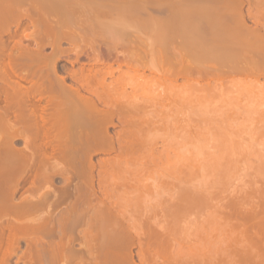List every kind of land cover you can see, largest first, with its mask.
<instances>
[{"label": "bare ground", "instance_id": "1", "mask_svg": "<svg viewBox=\"0 0 264 264\" xmlns=\"http://www.w3.org/2000/svg\"><path fill=\"white\" fill-rule=\"evenodd\" d=\"M263 1L0 0V99L5 96L0 101V264H9L21 239L29 241L31 249L26 250L25 258L34 264H137L133 254L137 244L138 264H202L175 254L166 228L152 224L134 228L118 212L117 204L111 203L114 186L118 188L121 183L108 179L106 167L134 157L139 149L135 144L139 106L123 100L120 91L126 75L122 67L136 70L132 64H138L136 59L141 55L129 49L132 42L124 43L123 34L134 26L135 30L154 29L151 42L154 37L160 50L155 49L158 54L152 52L154 42L149 45L151 52L145 50L164 57L161 69L166 65L170 68L161 71L164 80L172 82L184 76L199 82L202 75H211L219 83L225 75L239 74L243 67L230 65L239 60L247 62L260 55L264 65ZM13 26L45 33V48L55 50V60L45 68V117L43 109L39 112V106L31 103V98L42 92L41 85L24 91L19 82L11 83L18 77L19 65L33 68L38 56L33 52L27 56L26 52L19 54L25 58L18 60L17 54L13 59L4 51L3 35ZM143 53L140 51L149 54ZM72 54L76 56L73 61L69 60ZM82 55L89 61L85 64H90L89 68L82 61L79 70L69 69L67 78L73 84H68L59 74L57 63L66 56L74 67ZM223 66L228 68L226 72ZM120 71L121 75L115 76ZM26 72L36 74L35 67ZM115 121L123 129L109 135L106 126H117ZM18 140L25 143L23 149L14 147ZM43 141L45 154L43 145H37ZM114 151L119 153L116 158L93 162L94 153ZM40 154L44 155L39 159ZM57 175L65 180L61 193L53 188ZM31 176L34 189L44 185L49 192L38 199L26 196L16 203V192ZM74 179L77 182L71 188ZM99 191L104 193L102 198ZM186 198L182 207L189 202ZM60 200L68 202L58 214L54 209ZM45 209H49L46 214ZM77 241L79 249L75 247Z\"/></svg>", "mask_w": 264, "mask_h": 264}, {"label": "rangeland", "instance_id": "2", "mask_svg": "<svg viewBox=\"0 0 264 264\" xmlns=\"http://www.w3.org/2000/svg\"><path fill=\"white\" fill-rule=\"evenodd\" d=\"M22 28L17 30L13 26L12 34L3 35L6 40L4 51L13 59L23 57L19 54L26 52L27 56L32 54L30 52L36 53L37 62L33 64L36 74L34 72L32 78L42 82L45 88V68L55 60V50L49 46L45 48V33L40 35L32 28H24V32ZM136 28L134 26L133 30L130 28L123 34L126 37L124 43L131 41L127 50L139 52L141 56L137 57L141 59H136L138 64H132L137 67L136 70L122 67L126 75L123 77L124 89L121 86L123 90L120 93L123 100L139 106L136 117L140 126H136L135 139L139 149L135 150L138 151L135 156L133 154L134 157L106 167L108 179L121 183L120 187H113L115 198L112 205L117 204L118 212L123 213L134 228H144L149 224L166 228L175 246L174 253L180 254L182 259L202 264H264V65L261 56L257 59L254 55L246 59L247 62L243 59L237 64H230L231 67L239 65L238 69L243 67V71L239 69L241 75L238 71L232 74L234 76L225 75L219 83L211 75L208 78L202 75L203 79L200 78L199 82L184 76L170 82L161 77V71L170 69L168 65L161 69L164 57L160 59L145 50H149L150 43L155 41L153 37L151 42L154 29L150 32ZM155 45L152 52L160 50V45ZM140 51L149 54L142 55ZM15 54L18 56L15 57ZM83 56L79 57L74 67L65 60L66 56L60 59L57 63L59 74L67 78L69 69H80L82 61L89 62ZM70 57L71 61L76 58L73 54ZM86 65L89 68L90 64ZM19 67L21 72L34 68ZM227 70L223 66V71ZM115 74L121 75V71ZM126 82H131V85L127 86ZM67 83L73 84L70 77ZM23 89L25 91L26 88ZM3 97L2 94L1 99ZM1 99L3 102L4 99ZM31 100L37 108L39 106V112L44 111L45 91ZM42 114L45 117V111ZM114 125L106 126L109 135L123 129L117 121ZM38 144L43 145L45 154V141ZM14 147L23 149L25 143L18 140ZM100 152L94 153V163L100 159H114L119 154L118 151L109 154ZM95 175H98V169ZM53 181V188L57 189L54 190L61 193L66 186L65 180L57 175ZM98 181L96 177V188ZM76 182L77 179H74L71 188ZM47 187L43 185L34 189L30 181L22 182L15 194V202H22L26 196L38 199L49 192ZM97 194L100 198L104 196L102 191ZM186 196L189 202H184L182 207ZM59 197L61 199L60 194ZM67 202H54L60 204L55 206L54 211L62 213ZM48 210L45 209V214ZM42 213L44 210L33 217ZM28 242L20 240L19 249L10 257L9 264H34L25 258L26 250L31 249ZM78 242L75 243L77 249L80 247ZM139 250L138 244L135 245L133 254L137 264L140 262Z\"/></svg>", "mask_w": 264, "mask_h": 264}, {"label": "flooded vegetation", "instance_id": "3", "mask_svg": "<svg viewBox=\"0 0 264 264\" xmlns=\"http://www.w3.org/2000/svg\"><path fill=\"white\" fill-rule=\"evenodd\" d=\"M17 58H20V57H17ZM82 63V62H81ZM84 64H86V62H84ZM17 74H18V77L16 76L15 78H14V80L12 81L13 83H18L19 82V84L22 86V87H25V88H36L37 86H39V85H41L40 87H41V89H43V90H41V91H44V85H43V83L42 82H40V81H37L36 79H34V78H32V77H34L33 76V73H31V72H29V73H27V72H21L20 70L18 71L17 70V72H16ZM16 81V82H15ZM43 95V94H42ZM44 98V97H43ZM27 181H30V184H31V181H32V179H28V180H25V181H23V182H27ZM22 184V183H21ZM21 186V185H20ZM30 188V187H29ZM31 188H33L32 187V185H31Z\"/></svg>", "mask_w": 264, "mask_h": 264}]
</instances>
